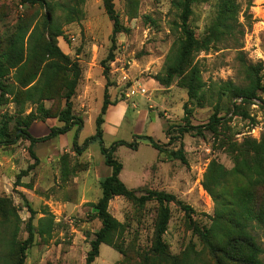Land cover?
Instances as JSON below:
<instances>
[{
  "label": "rangeland",
  "instance_id": "1",
  "mask_svg": "<svg viewBox=\"0 0 264 264\" xmlns=\"http://www.w3.org/2000/svg\"><path fill=\"white\" fill-rule=\"evenodd\" d=\"M184 1L0 0V48L19 42L0 107L8 134L0 143V264H18L22 245L23 264L86 263L101 229L100 183L111 171L98 144L83 143L105 95L114 104L105 121L118 125L107 133L103 126L105 147L133 136L166 145L170 126L177 139L160 153L141 140L135 151L117 148L119 179L134 199L109 202L118 227L91 264H239L220 250L240 232L261 248L264 263V0L192 3L188 25L200 50L169 77ZM108 5L119 22L114 44ZM70 89L71 130L35 144L33 160L22 130L40 138L62 128ZM247 89L255 99L237 96ZM213 116L221 120L213 132L179 131ZM180 146L184 162L172 156ZM151 193L170 199L139 201ZM162 208L169 220L158 248Z\"/></svg>",
  "mask_w": 264,
  "mask_h": 264
},
{
  "label": "trees",
  "instance_id": "2",
  "mask_svg": "<svg viewBox=\"0 0 264 264\" xmlns=\"http://www.w3.org/2000/svg\"><path fill=\"white\" fill-rule=\"evenodd\" d=\"M22 5H30L33 6L37 4L40 0H19ZM196 0H185L183 5L181 6V14H180V37L176 44V51L174 53V57L172 58L171 64L167 67V73L170 77L171 75H175L180 73V69L186 63L192 51L200 50L198 48V43L193 40L192 32L189 28L188 21L191 16L190 5L194 3ZM106 11L110 19L113 21V33H112V43H115V36L119 33V22L117 16H115L112 6L108 5L106 7ZM225 23V18L221 17L218 20V25H223ZM57 37V36H56ZM11 43V44H10ZM8 44V48L2 49L0 48V107L2 106L4 94H5V79L8 78L10 70L16 68L18 62L17 55H19V42L13 41ZM55 52L59 54L61 58L64 56L61 52L55 47ZM112 56H110L108 61H112ZM107 69V68H106ZM197 79V76H194L192 80H188V88L189 92L192 93L194 87H196V82L194 79ZM259 87V84H256V89ZM73 93V89H70L69 94L66 96V110L61 114L60 121L64 123V126L59 129H51L48 135L34 138L31 137L28 133L22 130V135L30 144V155L33 160H35V155L32 151L35 144L39 142H45L49 139L55 137L56 135H63L69 130H71L72 125L70 124V99ZM107 95H105L104 102L100 109V112L95 120V133L90 138L86 139L83 143V147H87L89 144L96 142L99 146L100 154L103 157L104 165L110 169V175L103 179L100 183L101 188V197L98 202L95 204L96 215L99 221L101 222V229L95 234V239L91 242V250L87 255L86 263L91 264L98 257L99 247L102 244H107L108 236L116 230L118 227V223L111 217L108 213V204L114 197H126L128 199H134V195L131 191L127 190L125 185L119 179V175L122 171V164L114 157V153L116 152L118 147H126L133 151L138 148V140L146 141L149 146L157 152H162L167 149V147L171 144V142L175 141L177 138L170 137V130L172 127L170 126L166 132L165 137L169 140L166 145L160 144L156 142L153 138L149 136H133L132 142L126 141H117L112 143L109 147H105L103 143V126L105 124V116L109 106L111 104L107 100ZM238 97H243L245 101H251L255 99L254 89L240 91L237 94ZM220 119L216 116H213L210 121L201 126H183L179 131L183 133H191L194 132L196 135H202L203 132H213L216 130V127L220 124ZM7 123L1 120L0 117V143L7 142ZM77 137V135H75ZM170 137V138H169ZM173 158L184 162V156L180 149L176 152L172 153ZM156 200L160 204L164 202H168L170 197L161 194V193H151L147 197H142L139 201L144 202L147 200ZM169 220V210L167 208H162L160 213V219L157 224L156 230V244L158 248L162 247L161 237L166 232L167 224ZM234 221L232 225H235ZM202 237L205 239V242L208 245V248L212 252H217V248L211 244L209 237H206L202 234ZM221 249V248H220ZM24 245L19 248V260L18 264H23L24 262ZM220 254L223 259L227 261H236L239 264H264L260 256L262 255L261 248L255 243L254 239L246 235L243 232L239 234H233L228 237L223 250H220Z\"/></svg>",
  "mask_w": 264,
  "mask_h": 264
},
{
  "label": "crops",
  "instance_id": "3",
  "mask_svg": "<svg viewBox=\"0 0 264 264\" xmlns=\"http://www.w3.org/2000/svg\"><path fill=\"white\" fill-rule=\"evenodd\" d=\"M115 108H116L118 111L116 112L115 116H113V118L116 117V121H117V120H119L120 118L123 117L122 114L125 112V110H124L123 108H121V105H120V107L115 106ZM109 114H110V113H109ZM109 114L107 115L108 118H109ZM121 116H122V117H121ZM117 126H118L117 123H114V122H112V123L109 122V123H108V121H105L104 132L107 133V131H109L110 128L113 129V130H117V129H118Z\"/></svg>",
  "mask_w": 264,
  "mask_h": 264
}]
</instances>
